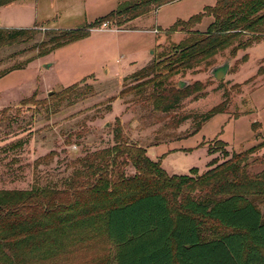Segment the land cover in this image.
Masks as SVG:
<instances>
[{
  "label": "rangeland",
  "instance_id": "1",
  "mask_svg": "<svg viewBox=\"0 0 264 264\" xmlns=\"http://www.w3.org/2000/svg\"><path fill=\"white\" fill-rule=\"evenodd\" d=\"M133 1L20 0L0 6V29L37 26L31 40L0 48V192L69 190L74 172L85 170L77 162L112 148L119 125L128 145L153 148L148 158L161 160L168 177L194 178L215 168L223 177L234 170L225 179L230 180L227 189L244 192L264 216V38L233 58L226 50L210 65L170 79L176 88L186 85L189 95L168 113L159 111L153 86L145 84L152 77L146 68L161 53L167 55L189 27L174 34L166 30L216 0H179L121 29L106 22L88 30L83 39L45 52L48 47L42 44L53 36L82 30L119 4ZM210 22L205 17L191 30L204 33ZM224 65L225 75L216 81L214 70ZM220 104L224 113L201 123ZM172 149L183 153L166 155ZM239 166L246 168L244 183L238 179ZM124 172L127 178L135 174L130 165ZM181 192L186 194V188ZM175 200L178 204L182 196ZM198 221L203 239L228 232L211 219ZM108 255L112 247L99 235L72 247L56 264H93Z\"/></svg>",
  "mask_w": 264,
  "mask_h": 264
},
{
  "label": "trees",
  "instance_id": "2",
  "mask_svg": "<svg viewBox=\"0 0 264 264\" xmlns=\"http://www.w3.org/2000/svg\"><path fill=\"white\" fill-rule=\"evenodd\" d=\"M17 1L0 0V6ZM176 1L119 4L82 30L60 33L42 46L52 52L87 37L88 30L106 22L121 29ZM205 17L212 18L206 31H192ZM262 26L264 0H216L189 19L176 20L166 32L189 27L182 32L185 36L145 70L152 73L145 84L153 86L152 98L159 111H173L189 95L186 85L176 88L170 79L210 65L226 50L235 57L264 38ZM36 30L37 26L0 29V48L27 42ZM253 32L258 33L256 38L250 37ZM224 109L221 104L213 107L201 123L223 114ZM119 127L114 128L112 148L87 154L77 162L85 170L74 172L69 190L0 192V264H56L72 247L99 235L112 247V255L93 264H264V216L244 192L227 189L230 180L225 179L234 170L223 177L217 168L194 178L168 177L160 161H151L145 149L122 140ZM129 165L135 174L127 178L124 169ZM239 167L238 179L244 183L246 168ZM184 187L186 194L181 192ZM179 195L182 201L177 204ZM199 217L215 221L228 232L203 239ZM87 230L90 234L82 235Z\"/></svg>",
  "mask_w": 264,
  "mask_h": 264
},
{
  "label": "crops",
  "instance_id": "3",
  "mask_svg": "<svg viewBox=\"0 0 264 264\" xmlns=\"http://www.w3.org/2000/svg\"><path fill=\"white\" fill-rule=\"evenodd\" d=\"M215 4V3H214ZM139 19H141V18H139ZM189 19V18H188ZM138 20V19H137ZM133 22V21H132ZM208 26V25H207ZM150 149H153V148H150ZM149 148H145V151H146V155L148 154V152H149V150H150ZM177 153H183L180 149H172V150H170V152L168 151L167 153H166V155H168V156H170V155H173V154H177ZM148 157V156H147ZM151 157L152 158H156V154H151ZM150 159V158H149ZM160 159V158H159ZM161 159H163V157L161 158ZM152 161H156V160H153V159H151ZM160 162H161V160H160ZM170 175V174H169Z\"/></svg>",
  "mask_w": 264,
  "mask_h": 264
},
{
  "label": "water",
  "instance_id": "4",
  "mask_svg": "<svg viewBox=\"0 0 264 264\" xmlns=\"http://www.w3.org/2000/svg\"><path fill=\"white\" fill-rule=\"evenodd\" d=\"M48 66H49V65H45L46 68H47ZM225 67H226V66L224 65L223 67L214 70V73H215V80H216V81H219V80H221V79L224 77V75H225V72H224Z\"/></svg>",
  "mask_w": 264,
  "mask_h": 264
},
{
  "label": "built area",
  "instance_id": "5",
  "mask_svg": "<svg viewBox=\"0 0 264 264\" xmlns=\"http://www.w3.org/2000/svg\"><path fill=\"white\" fill-rule=\"evenodd\" d=\"M103 26H106V24H103ZM154 33H157L156 31H153Z\"/></svg>",
  "mask_w": 264,
  "mask_h": 264
}]
</instances>
